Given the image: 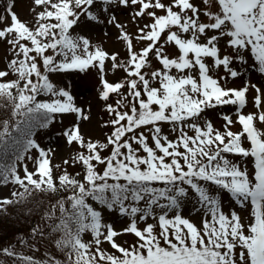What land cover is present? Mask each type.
<instances>
[{
    "label": "snow or ice",
    "instance_id": "6c2138e0",
    "mask_svg": "<svg viewBox=\"0 0 264 264\" xmlns=\"http://www.w3.org/2000/svg\"><path fill=\"white\" fill-rule=\"evenodd\" d=\"M14 4L0 13V182L15 188L0 209L58 195L43 212L50 231L36 223L16 237L19 249L0 253L12 264H264V0H32L30 20ZM82 18L116 28L124 55ZM89 69L108 114L99 135L87 127L93 104L53 79ZM228 105L220 127L207 118ZM66 117L61 134L75 147L53 164L58 148L42 146L36 129ZM237 154L254 157L251 171ZM224 190L240 210L224 204ZM55 233L63 257L23 250ZM121 234L136 240L125 246Z\"/></svg>",
    "mask_w": 264,
    "mask_h": 264
},
{
    "label": "rangeland",
    "instance_id": "374dc122",
    "mask_svg": "<svg viewBox=\"0 0 264 264\" xmlns=\"http://www.w3.org/2000/svg\"><path fill=\"white\" fill-rule=\"evenodd\" d=\"M6 4V0H0V13H3L4 7ZM32 0H15L14 4V10L17 11L18 16L22 20H30L33 17V13L30 10L31 9ZM122 19L126 18V14L121 16ZM10 19V18H9ZM83 23L81 25L82 28H84L87 31H90L91 35L94 38H99L102 40L106 47L109 49H114L116 51L121 52V56L124 55V49L122 47V42L115 41V34L117 33V29L112 27L111 25L107 24H97L94 21L87 20L85 18H82ZM107 29L108 35H104V29ZM137 25L135 23H130L129 30L133 33L136 31ZM144 42H137V47L141 46ZM8 47L5 41L0 40V68H3L6 66V59H5V49ZM169 51H173L172 47L169 46ZM10 58V57H9ZM122 71V70H121ZM111 78V77H110ZM53 79L59 81L60 83H67L70 85L73 89L74 95L77 96L78 102L83 103L85 101L93 104V120L92 123L87 125L90 131L93 132L94 135H99L100 133H106L108 131L107 128L102 127V119H107L108 114L103 110V101L98 96V77L97 73L94 69H89L87 71H79V70H68L66 72H63L61 74H54ZM253 79L259 80L261 79V76L258 74L253 75ZM240 81L237 80V83ZM246 110H251L246 106ZM221 111L225 112H234L235 106L228 105V106H218L216 109H207V118H211L215 125L217 127H220L223 123V117L220 115ZM68 117L65 118L63 124L58 121H54L49 127H46L41 131L39 134L36 133V138L39 143H41L42 146H53L57 147L58 151L52 158V163L57 164L60 163V159L62 156L66 157L71 151L74 149L73 146H69L66 144L65 138L62 136V129L63 127L67 126L69 122ZM240 125L237 123L234 126V129H239ZM102 138V137H101ZM31 155L35 156L37 155V151L35 149L31 150ZM235 160H243L249 170L251 171L253 168V161L254 157H241L240 155H235L233 157H230ZM29 168L33 167V162L31 160H28ZM23 164V161L20 162ZM63 167V165H61ZM102 167V166H101ZM79 166H72L69 167V171L76 172L79 171ZM60 169H54V172H59ZM15 185H13L11 182L8 184H4L0 182V196H8L10 193L14 190ZM64 194V193H62ZM61 194V195H62ZM221 199L224 202L226 206H231L239 209V205L235 202L234 198L231 197L230 193H228L226 190L221 192ZM7 210H12V205L6 206ZM58 212V209H57ZM248 211L245 210L243 212V215L245 218L248 217ZM105 220H111L115 219V213L113 212H104ZM43 218V217H42ZM40 219L39 223L42 224V226L45 228V231H50V229L47 227L48 220L46 218ZM196 221L199 223V216L195 217ZM120 223H124V220L122 219ZM31 233V232H30ZM30 233L28 235H30ZM26 235V236H28ZM60 234L55 233L50 238L44 240H40L38 244V250H31L28 248H24L23 250L27 253L30 252L31 254L43 258L45 253L47 251H51L53 254L63 257V252L59 251L55 244L53 243L54 239L57 238ZM87 238H91L90 235L86 234ZM119 240L123 241L125 243V246L131 245L136 240V237L133 234H121L119 236ZM12 244H15V246L19 249L21 246L15 241L12 242ZM102 247L104 249H107L109 251H116L111 248L110 244L108 242H102ZM14 258L7 257L0 253V260H7L9 261V264H12Z\"/></svg>",
    "mask_w": 264,
    "mask_h": 264
},
{
    "label": "trees",
    "instance_id": "16d2710c",
    "mask_svg": "<svg viewBox=\"0 0 264 264\" xmlns=\"http://www.w3.org/2000/svg\"><path fill=\"white\" fill-rule=\"evenodd\" d=\"M3 103H6V101H0V121L6 118L7 109L2 106ZM57 195L43 192L34 193L25 204H14L10 211L0 209V248L15 241L20 233L28 235L31 228L39 223L43 217L44 210L49 208L48 202H54ZM27 209H31V213Z\"/></svg>",
    "mask_w": 264,
    "mask_h": 264
}]
</instances>
